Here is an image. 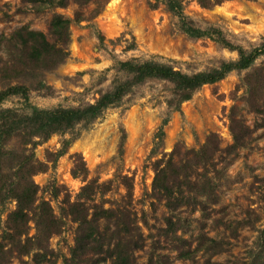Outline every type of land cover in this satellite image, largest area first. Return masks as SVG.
Listing matches in <instances>:
<instances>
[{
    "label": "rangeland",
    "instance_id": "rangeland-1",
    "mask_svg": "<svg viewBox=\"0 0 264 264\" xmlns=\"http://www.w3.org/2000/svg\"><path fill=\"white\" fill-rule=\"evenodd\" d=\"M74 9H79L83 16L97 11L90 18L70 23L69 55L54 69L44 72L50 91L31 89L26 102L17 95H8L0 101V106L27 111V102L48 107L92 101L99 90L109 86L115 58L160 55L172 58L175 66L189 72L214 64L219 58L236 55L235 50L207 36H187L178 29L176 17L161 3L152 8L146 0H89L81 6L68 0L64 6H44L41 10L31 9L24 0H0V33L20 25L45 31L53 11L71 16ZM183 11L198 25L218 26L233 43L244 47L257 43L264 33V0H222L210 7H202L195 0H183ZM97 32L103 35L101 42ZM131 34L135 47L123 49ZM117 35H121L117 43L111 44L106 39ZM261 58L264 60V56ZM243 71L231 70L213 83L202 84L180 103V111L169 110L164 102V96L168 95L166 82L146 80L124 95L119 104L105 108L86 127L76 125L72 131L51 134L34 146L35 158L44 159L46 149L56 150L63 138L73 137L53 166L47 162L45 170L32 175L38 186L36 198L48 199L58 214L65 193L72 199L79 185L95 178L108 186L103 194L107 199L103 204L107 206L121 200L125 189L121 176L126 175L132 184L130 207L143 236L141 246L132 251L135 264H145L149 256L150 264H249L259 252L257 235L264 226V126L255 127L249 144L238 148L231 157L223 151L214 153L216 169L208 173L216 183L215 197L206 203L207 215L200 214L198 205L194 208L181 205L172 212L173 218L177 217V234L190 239L201 229L224 241L223 250L208 260L200 252L192 258L177 257L170 241L156 230L164 225L162 216L169 211L161 200L147 194L151 160L168 151L175 140L195 148L209 131H214L220 146L229 143L226 113L232 103L244 122L253 125L258 116L243 107L242 87L235 86ZM165 116L161 142L155 145L154 132ZM120 128L124 136L118 152ZM152 146L155 149L150 154ZM73 152H79L84 160L87 168L84 179L70 175ZM99 198L95 194V201ZM13 206V200L9 199L0 204V228L6 211ZM62 221L59 232L48 239L54 264H61V256L67 254L72 243L75 223L67 215ZM32 231L29 219L27 233ZM4 264L35 263L28 253L20 258L12 256ZM37 264L50 263L43 260Z\"/></svg>",
    "mask_w": 264,
    "mask_h": 264
},
{
    "label": "trees",
    "instance_id": "trees-1",
    "mask_svg": "<svg viewBox=\"0 0 264 264\" xmlns=\"http://www.w3.org/2000/svg\"><path fill=\"white\" fill-rule=\"evenodd\" d=\"M28 7L41 10L44 6H64L68 0H24ZM81 6L89 0H71ZM202 7H210L222 0H195ZM150 7L162 4L176 17L177 27L189 37L207 36L229 50H235L233 58H219L214 64L203 69L183 71L173 64L172 58L130 56L114 59V75L110 84L99 90L92 100L77 105L38 106L27 102V111L12 106H0V204L13 200L14 206L6 211L0 228V264L12 256L20 258L31 254L35 264L46 260L55 263L54 252L48 245L51 234L58 233L62 217L67 215L74 223L72 243L67 254L61 256V264H135L132 251L142 244V233L137 224L135 212L130 207L132 184L126 175L122 177L124 193L121 200L112 201L107 206L103 198L108 186L86 179L72 199L65 193L63 205L56 214L48 199L36 198L37 184L32 175L53 166L56 158L65 151L69 140L62 139L56 150H45L44 159L34 157L33 148L53 133L72 131L76 125L86 127L99 117L108 106L119 104L123 96L145 82L155 79L166 82L168 95L164 102L169 110L180 111V103L188 99L192 92L204 83H213L231 70L240 72L236 88L242 87L240 99L244 108L257 114L253 125L249 126L232 103L228 107L227 128L231 141L220 146L216 132L209 131L197 147H186L175 140L171 148L150 162L152 176L147 194L162 201L169 211L163 214V226L156 228L159 235L170 241L177 257L192 258L200 252L208 260L209 256L223 250V240L210 236L199 229L188 239L176 233L177 217L172 212L181 205L200 208L205 216L206 203L215 197L216 183L209 175L216 169L214 153L223 151L231 157L240 147L249 144L255 127L264 126V33L257 43L248 47L233 43L215 25L201 26L183 11V0H146ZM97 10L83 16L79 9L72 15L53 11L47 21L45 31L20 25L7 33H0V101L8 95H17L27 101L29 90L49 92L51 86L45 81L44 72L54 69L69 55L70 23H78L90 18ZM99 42L103 35L97 32ZM121 35L106 38L111 44L117 43ZM135 47L131 34L130 41L123 49ZM258 60V61H257ZM161 118L154 132V144H159L163 136ZM118 152L124 136L122 128ZM182 146V147H181ZM152 146L150 154L154 152ZM70 175L85 178L87 168L79 152H73ZM223 158V157H221ZM198 169V170H197ZM196 172V173H195ZM57 190V189H56ZM99 200L95 201V194ZM53 195H56L54 192ZM153 204V203H152ZM154 205V204H153ZM33 231L28 234V220ZM264 226L259 229L258 253L249 264H264ZM151 256L145 264H150Z\"/></svg>",
    "mask_w": 264,
    "mask_h": 264
}]
</instances>
